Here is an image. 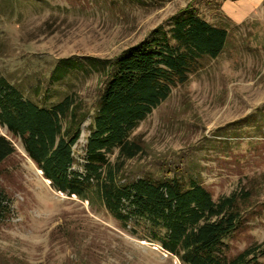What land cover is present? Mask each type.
<instances>
[{
    "label": "rangeland",
    "instance_id": "374dc122",
    "mask_svg": "<svg viewBox=\"0 0 264 264\" xmlns=\"http://www.w3.org/2000/svg\"><path fill=\"white\" fill-rule=\"evenodd\" d=\"M190 3L226 29L225 44L216 57L197 58L188 79L138 122L130 137L142 151L117 180L194 182L213 201L247 193L222 249L231 257L258 245L249 264H264V0H0V74L41 107L75 93L92 116L101 74L74 65L52 80L58 61L114 59L154 29L168 31ZM90 120L71 148L70 170L81 175ZM0 134L15 149L0 163V264H183L160 246L163 229L147 216L123 226L95 198L54 189L20 138L1 125Z\"/></svg>",
    "mask_w": 264,
    "mask_h": 264
},
{
    "label": "trees",
    "instance_id": "16d2710c",
    "mask_svg": "<svg viewBox=\"0 0 264 264\" xmlns=\"http://www.w3.org/2000/svg\"><path fill=\"white\" fill-rule=\"evenodd\" d=\"M222 1V0H221ZM224 27L202 18L197 6L187 4L173 17L168 31L154 29L148 38L125 48L114 59L87 57L77 61L60 59L50 78L59 80L85 65V72L101 74L90 116L75 93L65 94L50 107L24 98L0 74V125L13 136L41 170L51 186L67 195L96 202L124 222L147 216L161 226L160 246L183 264H249L257 256L253 245L226 257L222 240L240 220V204L247 193H235L213 201L199 184L183 187L176 180L153 181L144 177L119 183L124 161L142 151L130 137L138 122L166 99L171 88L188 79L201 56L216 57L226 41ZM91 118L85 145L84 174L71 171L72 146L80 125ZM117 149L114 161L106 154ZM14 146L0 134V163L14 152ZM214 217V218H212Z\"/></svg>",
    "mask_w": 264,
    "mask_h": 264
},
{
    "label": "crops",
    "instance_id": "0c3cea01",
    "mask_svg": "<svg viewBox=\"0 0 264 264\" xmlns=\"http://www.w3.org/2000/svg\"><path fill=\"white\" fill-rule=\"evenodd\" d=\"M251 1V0H250ZM255 1H257V0H255Z\"/></svg>",
    "mask_w": 264,
    "mask_h": 264
}]
</instances>
